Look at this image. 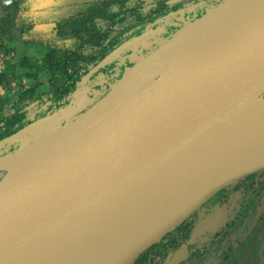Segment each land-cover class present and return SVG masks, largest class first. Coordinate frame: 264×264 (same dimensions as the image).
I'll return each instance as SVG.
<instances>
[{"label": "water", "instance_id": "1", "mask_svg": "<svg viewBox=\"0 0 264 264\" xmlns=\"http://www.w3.org/2000/svg\"><path fill=\"white\" fill-rule=\"evenodd\" d=\"M233 1L201 18L217 17ZM255 18L260 30L248 35L236 29L231 17H219L147 73L148 85L123 108L133 121L130 147L98 153L67 147L98 119L95 109L111 102L121 78L72 122L1 156L0 264H14L19 256L23 261V253L38 242L95 228L101 243L110 241V232L127 228L123 234L136 239L128 264L220 191L264 171V122L248 139L219 142L203 159L173 165L229 108L264 88V15ZM185 89L206 103L195 126L188 125ZM154 178L165 186L152 193ZM153 218L170 220L149 244L146 223Z\"/></svg>", "mask_w": 264, "mask_h": 264}, {"label": "rangeland", "instance_id": "2", "mask_svg": "<svg viewBox=\"0 0 264 264\" xmlns=\"http://www.w3.org/2000/svg\"><path fill=\"white\" fill-rule=\"evenodd\" d=\"M99 1L102 0H28L31 6L29 11L34 12V16L29 23L24 24L20 21V17L23 15L20 6L24 0H0V44L14 50L12 64L16 62L17 58L23 56L30 60L39 58L50 44V26L53 22L74 16ZM157 1L160 0H132V4H150ZM166 1L170 5V11L157 17L154 23L146 29L142 30V25L132 26V31L141 30L139 36L134 40L124 42L98 68L89 73L84 79V83L66 101L64 107L40 120L37 119L38 111L31 109L30 114L38 122L18 136L0 144V157L75 120L105 97L122 78L121 83L144 59L157 52L187 26L200 20L203 15L220 10L231 0ZM21 31H24L23 35H21ZM167 46H164L163 49ZM7 59L9 57L0 55V72H5L8 79L6 90L0 87V99L5 101L3 105L5 113L19 107V103L16 101L19 94L35 84L34 81L24 77V70L5 68L4 63ZM130 69L132 70L129 71ZM39 81L41 84L38 87V93H41L46 90L47 77L39 75ZM256 97L257 100L264 102V88L256 93ZM25 101L27 103L29 100ZM229 122L227 119L223 127L227 128ZM232 124L236 123L232 122ZM208 144V148H213L219 142L210 141ZM2 176L3 173H0V179ZM250 201L253 202V205L264 201V171L227 187L220 195H215L192 215L186 217L179 226L163 237L164 240L160 241L166 246V257L162 260L161 255L157 253V248H154L148 252L149 264L159 262L171 264L168 256L176 248H188L193 254L198 253L192 264H200L202 260L213 258V253L217 248L226 249L236 240V229L231 225L241 217V213ZM179 227L181 228L179 229ZM107 236L112 238L109 242L113 241V235ZM83 239L85 238L83 237ZM81 243L85 244L86 242L82 240ZM260 256L262 257V253L257 250L255 257ZM138 257L129 261L128 264H133ZM236 261L238 258L234 257L228 264H235Z\"/></svg>", "mask_w": 264, "mask_h": 264}, {"label": "trees", "instance_id": "3", "mask_svg": "<svg viewBox=\"0 0 264 264\" xmlns=\"http://www.w3.org/2000/svg\"><path fill=\"white\" fill-rule=\"evenodd\" d=\"M168 11L170 5L166 0L150 4H132V0H103L89 5L74 16L53 22L50 26V44L39 58L30 60L23 56L12 64L14 50L0 44V55L9 57L4 63L5 68L24 70V77L35 82L33 87L19 94L16 100L19 107L11 112L5 113V101L0 99V144L64 107L89 73L124 42L139 36L141 30L132 31V26L148 27ZM39 75L47 77L46 90L41 93H38L41 84ZM7 86L5 72H0V87L6 90ZM25 100L29 101L26 103ZM31 109L38 111V120L30 114ZM252 203L247 204L241 217L231 225L236 229V240L226 249L217 248L213 258L202 260L200 264H228L234 257L238 258L235 264H264V201L258 205ZM165 247L162 242L154 244L140 254L133 264H149L148 252L154 248H157L163 260L166 257ZM257 250L262 257H255ZM197 255L188 248H176L170 254L169 262L192 264Z\"/></svg>", "mask_w": 264, "mask_h": 264}, {"label": "bare ground", "instance_id": "4", "mask_svg": "<svg viewBox=\"0 0 264 264\" xmlns=\"http://www.w3.org/2000/svg\"><path fill=\"white\" fill-rule=\"evenodd\" d=\"M263 12L264 0H236L228 4L222 14L217 17L215 15L203 17L187 26L178 34L174 42L165 49L162 47V50L160 49L154 57L136 67L117 85L116 95L111 102L102 108L95 109L98 119L84 128L80 136L73 137L67 147L78 148L88 153L130 147L134 141L133 121L131 113H124L123 108L127 103L134 104L141 91L148 85L147 73L166 62L175 47L201 34L206 28L216 23L219 17H231L239 32L251 35L259 32L255 16L263 17ZM183 95L187 103L188 125L195 126L199 122L202 115L200 112L206 103L198 99L189 89H185ZM227 118L230 121L232 119L236 124L229 122L228 127L224 128ZM261 122H264V102L257 100L254 93L247 97L243 104L229 108L208 131L203 133L204 135L202 134L203 136L193 139L191 146L179 158L173 160V165H187L189 162L203 159L210 141L224 142L229 145L236 138L248 139ZM164 186L165 184L154 178L150 185V192H157ZM168 220L170 218H153L146 223L148 235L145 242L149 244L155 242L159 233L163 232L169 224ZM95 229L57 240L38 242L23 253V261L19 256L14 260V264H126L136 242L134 237L123 234L127 228L123 230V233L104 229L110 232L107 235L114 236L113 241L105 243L98 241ZM82 240L86 243L82 244ZM139 243H142V240H139ZM130 247L132 248L129 249Z\"/></svg>", "mask_w": 264, "mask_h": 264}, {"label": "clouds", "instance_id": "5", "mask_svg": "<svg viewBox=\"0 0 264 264\" xmlns=\"http://www.w3.org/2000/svg\"><path fill=\"white\" fill-rule=\"evenodd\" d=\"M20 7L23 12V15L20 17V21L21 23L27 24L32 20L34 12L29 11L31 6L29 5L28 0H24Z\"/></svg>", "mask_w": 264, "mask_h": 264}, {"label": "flooded vegetation", "instance_id": "6", "mask_svg": "<svg viewBox=\"0 0 264 264\" xmlns=\"http://www.w3.org/2000/svg\"><path fill=\"white\" fill-rule=\"evenodd\" d=\"M103 1V0H102ZM144 29H146V27L144 28ZM143 30V29H142ZM172 253V252H171ZM169 257V256H168Z\"/></svg>", "mask_w": 264, "mask_h": 264}]
</instances>
